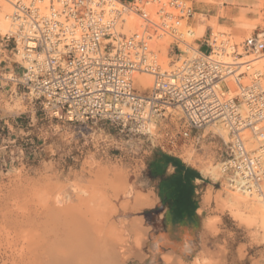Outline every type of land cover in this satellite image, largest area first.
Listing matches in <instances>:
<instances>
[{"label": "built area", "instance_id": "built-area-1", "mask_svg": "<svg viewBox=\"0 0 264 264\" xmlns=\"http://www.w3.org/2000/svg\"><path fill=\"white\" fill-rule=\"evenodd\" d=\"M3 1L13 12L0 42L23 72L0 80L23 88L51 119L105 122L152 148L188 146L264 208V69L249 74L243 63L264 57V30L241 45L215 40L212 31L204 52L205 37L197 47L188 42L195 20L189 0ZM161 46L172 56L167 69ZM136 74L153 77L152 87L139 91Z\"/></svg>", "mask_w": 264, "mask_h": 264}, {"label": "rangeland", "instance_id": "rangeland-1", "mask_svg": "<svg viewBox=\"0 0 264 264\" xmlns=\"http://www.w3.org/2000/svg\"><path fill=\"white\" fill-rule=\"evenodd\" d=\"M258 20L260 24L257 22L255 24L260 30H264V12L260 14ZM209 24L218 39L226 36L232 44L241 45L253 35L252 31H249V34L246 31V34L242 35L237 30L218 26L215 20ZM195 27L192 26L193 31ZM190 40H193V36L188 39V42L193 43ZM195 45L197 46L196 43ZM162 47H160L159 59L167 69L172 65L173 60L172 56H168L171 62L165 61L166 50L164 54ZM202 50L208 51L206 44ZM256 57L258 56L251 55L243 61ZM261 59L264 60V57ZM17 61L27 66L20 57ZM259 65L261 66L257 65L249 72L264 69V62ZM21 75L20 69L18 76ZM2 84L4 88H0V108H3L8 115L16 116L23 112L28 114L30 111L28 106H31L32 114L33 116L36 114L37 119L35 118L31 126H27L28 135H21L19 138L13 136L16 142L4 151L3 168H0V264H38L39 262L43 264L39 255L41 256L44 250L40 251V247L50 242L44 243L42 237L46 238L43 234L44 231L48 233L46 229L49 228L48 224L51 225L50 228L53 227V222L44 223L47 218L45 214L48 212L45 208H49L47 206H51L53 199L58 196H63L61 198L65 202L62 206L64 216L71 213L74 215H71L72 217L69 215V223L71 224L73 220L71 218L75 217L74 221H78L80 226L89 228L88 230L92 232L88 233L90 237L94 234L100 237L102 241H97V244L109 242L107 245L115 246L124 264H165L162 260L165 252L161 251L154 256L151 249L152 238L162 229V226H159L162 208L157 207L158 193L149 183L147 159L152 150L150 142L146 139H131V136L120 134L116 127L105 122L81 124L51 119L42 112L38 103L33 105L26 99L23 88L19 90V87L6 81ZM173 113L176 116L173 120L174 124L180 125L179 119L182 114L179 111ZM153 143L155 146L159 144L156 140ZM181 150L183 159L200 170L203 169L202 171H207L208 167L213 169L217 165L214 164L213 159H211L213 161H205L203 156L196 154L188 146H184ZM206 151L212 158L216 157L215 162L219 161V154L212 149V146L207 147ZM217 169L220 178L217 181L209 178L207 180L209 186H203V191L198 196L201 208L203 196H210L209 205L203 207V219L204 222L210 220L215 225L207 236L200 238L194 254L184 259L178 258L179 264H193L196 258L200 259L201 264H247V260L258 253L263 260L264 230L259 223L249 218L250 214L244 204L238 202V207L236 204L234 206L231 196L238 192L229 187L218 165ZM117 173L125 186H122L120 180L116 181V178H119L118 176L115 178ZM122 177L126 178L128 184ZM150 194L155 195L157 199L155 206L141 207L138 210L139 207L135 206L136 197ZM235 213L240 215L235 216ZM5 215L7 217H4ZM137 219L142 223L136 222ZM50 221L47 219L46 222ZM135 222L147 230V239L141 252L137 250L135 243L137 238L135 233H139L138 230L133 232L132 226ZM127 226H131L132 228H129L132 231ZM50 230L52 234V229ZM50 235L47 239H50ZM38 237L40 240H37ZM115 237L116 242L113 241ZM259 262L255 260L254 264Z\"/></svg>", "mask_w": 264, "mask_h": 264}, {"label": "crops", "instance_id": "crops-1", "mask_svg": "<svg viewBox=\"0 0 264 264\" xmlns=\"http://www.w3.org/2000/svg\"><path fill=\"white\" fill-rule=\"evenodd\" d=\"M189 1L193 3L196 14V20H193L192 24L206 25L207 28L203 45L207 43L213 31L209 23L214 20L218 26L233 30H237V23L247 22L254 25L253 34L260 31L254 21H257L260 14L264 12V0ZM20 69L12 56V48H5L0 42V74L18 75ZM2 83L4 81L0 80V88H4ZM18 89L20 90L21 87ZM28 107L30 109L28 114L23 112L16 116L8 115L3 108H0V168H3L6 147L16 142L13 136L16 135L19 138L21 135H28L27 126H31L35 118L37 119V115L32 114V107ZM180 153L181 148L176 149L172 145H167L163 148H152L147 159L149 183L158 193L157 207L162 208L159 222L162 229L155 234L151 242L154 256L163 251L164 255L188 258L196 252L199 240L203 238L204 219L203 214H200L201 203L198 196L203 191V186H209L207 183L209 178L204 176L202 170L186 162ZM152 199L154 205L149 208L154 207L157 202L153 194ZM258 254L248 259L247 264H254L255 260H259V264H264V256L262 260V256Z\"/></svg>", "mask_w": 264, "mask_h": 264}, {"label": "bare ground", "instance_id": "bare-ground-1", "mask_svg": "<svg viewBox=\"0 0 264 264\" xmlns=\"http://www.w3.org/2000/svg\"><path fill=\"white\" fill-rule=\"evenodd\" d=\"M13 12V7L11 6V4H8L6 2H4L3 0H0V31L1 32H9L10 31V24H9V20L8 17L11 15V13ZM196 15V14H195ZM196 20V18H195ZM244 21H249V20H245V19H241ZM259 20L257 19V21H254L255 23H259ZM251 22V21H250ZM253 22V21H252ZM250 25V27H249ZM253 24L251 23H247V22H239L237 24V30L243 35V33H245L246 31H253ZM132 28V27H131ZM195 31H193V40L191 42L196 43L197 46L201 43V40L204 38L205 34H206V25H197L195 27ZM225 28V26H224ZM227 28V27H226ZM133 29V28H132ZM233 30V29H232ZM236 30V29H235ZM237 31V32H238ZM0 32V33H1ZM239 33V34H240ZM246 34V33H245ZM213 38L215 40H218L217 35L215 36V34H213ZM190 43V42H189ZM195 45V47H197ZM162 47V46H161ZM163 48V52L165 54V49ZM167 51H166V55L164 56L165 61H170L171 60L168 58L167 55ZM250 58V57H249ZM169 62V63H170ZM264 62L263 59H261V56H258L254 59L251 60H247V61H243V63L245 64V70L249 69V71H251L253 69V67L255 66H261L259 64H262ZM166 63V62H165ZM168 63V64H169ZM248 71L249 74H252ZM152 83H153V77H151L150 75L147 74H136L135 75V80H134V84L135 87L141 91L142 93L146 92L147 90H149L152 87ZM232 89H235L234 86H232ZM181 114V113H180ZM220 136H222L223 138H225L227 140V133L223 130V129H219L217 131ZM220 167V166H219ZM205 169V168H204ZM207 169V167H206ZM203 170V169H202ZM118 172V170L116 171ZM205 177L211 178L214 181H217L220 178V173L218 172L217 166L214 167L213 169H207V171H202ZM119 175L122 176L121 173H119ZM118 176L115 174V178ZM119 178H116L117 180H120V176H118ZM124 180L126 178L122 177ZM121 181V180H120ZM126 181V180H125ZM119 182V181H118ZM123 184V181H121ZM120 182V183H121ZM127 183V181L125 182ZM111 184V183H110ZM118 184V183H117ZM128 184V183H127ZM122 186H125V184H123ZM22 187V186H21ZM28 187V186H27ZM118 187V188H117ZM116 188L118 190H120L119 186H117ZM122 189V187H121ZM125 189V187H124ZM116 190V189H115ZM31 192V190H29ZM29 192V193H30ZM119 192V191H118ZM124 193V191H122ZM126 193V191H125ZM208 193V192H207ZM206 193V194H207ZM9 194V193H8ZM120 194V193H119ZM211 193H209L210 195ZM232 195V194H231ZM76 196V195H75ZM18 197L20 198V196L18 195ZM17 197V199H18ZM63 198V196H61ZM60 196L55 197V199H53V197L51 199H53V202L51 204V206H46L49 208H45L47 209L48 212H46L47 214H45L46 220H45V224L48 223H52L53 227L50 228V224L49 228H46L48 230V233L46 231H44V238L42 237V240H44V243H48L50 242L48 245L43 244L42 248L40 247V251L44 250V253L42 252L41 256L39 255V257L42 260L43 264H124L123 259L120 255V253L117 252V249L115 248V246L113 245H107L109 242H107V244H97V241H99L100 237L96 236L97 234H93L97 237L95 238L94 235H92L90 237V235H88V233H92L90 232L88 229L89 228H84L83 225L80 226V224L77 222H75V217L71 218L73 219L71 221V224L69 223L70 221L68 219H70V217L74 216L72 215V213L68 210V213L64 216L63 213V208L62 206L64 205V200L61 198ZM204 197V198H203ZM203 201H202V206H206L208 203H210V196L206 195L203 196ZM231 202L237 205V204H244V207H246V210L249 212V218L253 219V221H255V223H259V225L261 226L262 230H264V209L263 207L256 202L255 200H251L249 199V197L243 196L239 193H234V195L231 196ZM73 198V197H72ZM76 198V197H75ZM49 199V197H48ZM68 199V198H67ZM67 199H65L67 201ZM79 199V197H78ZM70 202V201H69ZM236 202V203H235ZM239 202V203H238ZM3 203V202H2ZM16 203V202H15ZM71 203V202H70ZM78 203V202H77ZM76 203V204H77ZM231 203V204H232ZM49 204V203H48ZM79 204V203H78ZM14 205V204H13ZM152 205H154V200L152 199V194L150 195H143V196H138L135 199V206L139 207L138 210H140L141 207H151ZM209 205V204H208ZM74 206V205H73ZM72 208H75L73 207ZM78 206V205H77ZM80 206V205H79ZM67 207H71L68 206ZM112 207V206H111ZM203 207L200 210V214H203ZM238 207V205H237ZM81 208V207H80ZM115 208V207H114ZM66 206H65V210H66ZM79 209V208H77ZM75 209V211L77 210ZM93 209V208H92ZM110 209V208H109ZM108 209V210H109ZM144 209V208H143ZM237 210L241 209V208H236ZM12 210V209H11ZM107 210V211H108ZM242 210V209H241ZM85 211V210H84ZM112 211V209H111ZM6 212V211H5ZM4 212V213H5ZM82 212V211H81ZM1 213V212H0ZM7 213H9V211H7ZM76 213V212H75ZM109 214V212H107ZM6 214V213H5ZM10 214V213H9ZM113 214V213H112ZM111 214V215H112ZM246 214V213H245ZM70 215V217H69ZM78 215V214H77ZM239 213H235V216H239ZM110 216V215H109ZM242 216V215H241ZM240 216L241 219H243ZM4 217H7L6 215ZM14 217V216H13ZM12 217V218H13ZM77 217V216H76ZM244 217V216H243ZM10 218V217H9ZM78 218V217H77ZM17 220V218H15ZM47 219L51 220L50 222H46ZM8 220V219H7ZM6 220V221H7ZM11 222V219H9ZM14 220V218H13ZM77 220V219H76ZM249 220V219H248ZM83 221V220H82ZM81 221V222H82ZM140 221V220H139ZM138 219L136 222H139ZM15 222V221H14ZM90 222V221H89ZM136 222L133 224L134 226H132L134 228V233L137 232L136 230L139 231V233H135L137 236L135 243H136V247L137 250L139 252H141V248L143 247L145 240L147 239V230L143 229L141 224H136ZM141 222V221H140ZM18 223V222H17ZM42 223V221H41ZM142 223V222H141ZM116 224V223H115ZM13 225V224H12ZM48 225H43V226H48ZM90 225V224H89ZM92 225V224H91ZM215 224H213L210 220L205 221L204 222V234H203V238L205 236L208 235V233H210V231L212 230V227ZM15 226V225H14ZM17 226V225H16ZM19 226V225H18ZM118 226V225H117ZM92 227V226H91ZM93 227H95L93 225ZM98 227V226H97ZM113 227V226H112ZM131 227V226H129ZM127 226V228H129ZM131 227V228H132ZM16 228V227H15ZM43 228V227H42ZM45 228V227H44ZM96 228V227H95ZM99 228V227H98ZM97 228V229H98ZM136 228V229H135ZM52 229V234L50 233ZM103 229V228H102ZM114 229V228H113ZM86 230V231H85ZM106 230V229H105ZM111 231V229H109ZM108 230V231H109ZM122 230V228H121ZM129 230H131L129 228ZM89 231V232H88ZM100 231V230H97ZM109 231V232H110ZM132 231V230H131ZM51 235H50V234ZM104 233V232H103ZM130 233V232H129ZM39 234V233H38ZM45 234L48 236L50 235L52 238L55 237V239H52L50 236V239H47V236H45ZM133 234V233H132ZM39 236V235H38ZM107 236V235H106ZM48 237V238H49ZM109 237V236H108ZM93 238V240H92ZM52 241H49L51 240ZM98 239V240H96ZM37 240H40V238L38 237ZM41 240V241H42ZM48 240V241H47ZM54 240V243H52ZM112 240V239H111ZM116 240V237L113 241ZM119 240V239H118ZM121 240V239H120ZM119 240V241H120ZM46 241V242H45ZM102 241V240H100ZM111 241V243L113 242ZM40 242V241H39ZM38 242V243H39ZM43 242V241H42ZM116 242V241H115ZM37 243V242H36ZM46 245V248H45ZM44 248V249H43ZM42 249V250H41ZM40 253V252H39ZM143 254V253H141ZM37 257V256H36ZM39 258V259H40ZM163 262L165 264H179L178 258L174 255L171 254H166L163 256ZM32 262H34L32 260ZM38 262V261H37ZM36 263V261H35ZM40 264V262L38 263ZM193 264H201L200 259H195V261H193Z\"/></svg>", "mask_w": 264, "mask_h": 264}]
</instances>
